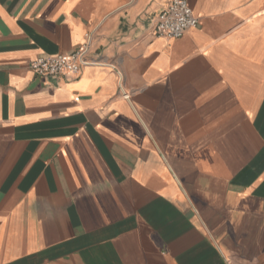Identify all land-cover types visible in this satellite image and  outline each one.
<instances>
[{
    "label": "crops",
    "instance_id": "0c3cea01",
    "mask_svg": "<svg viewBox=\"0 0 264 264\" xmlns=\"http://www.w3.org/2000/svg\"><path fill=\"white\" fill-rule=\"evenodd\" d=\"M170 1L0 0V264H264V0Z\"/></svg>",
    "mask_w": 264,
    "mask_h": 264
},
{
    "label": "built area",
    "instance_id": "2783aa9c",
    "mask_svg": "<svg viewBox=\"0 0 264 264\" xmlns=\"http://www.w3.org/2000/svg\"><path fill=\"white\" fill-rule=\"evenodd\" d=\"M199 26L188 0H171L158 16L153 26V35L166 40H178ZM100 65L91 57V45L86 43L72 54L58 57H41L30 64L32 72L48 81L60 77H77L84 68ZM126 99H129L126 96Z\"/></svg>",
    "mask_w": 264,
    "mask_h": 264
}]
</instances>
